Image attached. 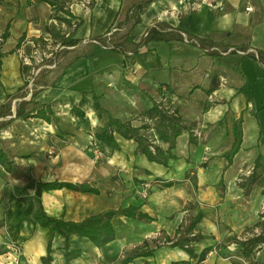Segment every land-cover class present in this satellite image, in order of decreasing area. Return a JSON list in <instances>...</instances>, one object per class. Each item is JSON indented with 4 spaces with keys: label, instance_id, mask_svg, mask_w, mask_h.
Masks as SVG:
<instances>
[{
    "label": "crops",
    "instance_id": "obj_1",
    "mask_svg": "<svg viewBox=\"0 0 264 264\" xmlns=\"http://www.w3.org/2000/svg\"><path fill=\"white\" fill-rule=\"evenodd\" d=\"M141 1L94 0L91 6L90 0H69L71 13L81 20L73 27L61 20L68 18L62 12L58 14L60 19L52 18V7L43 0H0V36L9 31L1 48L0 139L13 162L11 172L0 164V264H45L42 257L47 255L50 241V264H66L63 236L21 221L24 203L17 198L30 176L42 181L87 182L100 189L99 194L67 188L44 191L42 201L50 216L80 221L108 209L135 205L153 217L144 221L115 216L117 237L103 247L88 237L73 235L71 247L81 249L82 255L72 264H114L126 250L146 241L154 250L153 256L129 264L188 261L187 252L170 246L167 238H174L182 222L198 212L203 218L197 230L206 238L195 245V250L197 254L207 247L210 250L204 261L193 259V264H264V246L244 260L234 253L222 255L216 245L260 225L256 215L248 217L251 214L237 209L235 213L227 211L221 200L232 201L231 195L239 188L237 180L243 181V176L264 188V173L255 168L256 163L264 166V62L259 59L260 51L264 59V0H219L216 7L204 4L199 8L193 7L192 0H153L140 7V21L131 31L134 42L123 47V54L104 48L97 38L105 36V44H110L112 37L124 35L128 29L126 19ZM115 23L122 25L108 32ZM157 23L172 39L153 41L136 52L135 44L152 26L158 27ZM50 24L72 31L79 42L66 48V64L51 84L45 85L38 83V74L33 76L39 66L33 54L36 47L47 46L44 40L52 42L46 30ZM180 31L202 40L204 47L217 45L254 52L205 53L181 40ZM27 57L32 59L31 65L24 61ZM24 65L29 67L26 75ZM155 102L176 109L190 128L178 137L174 151L179 158L170 161L169 167L136 154L138 144L133 139L116 133L115 141H111L97 135L109 118L133 120ZM46 104L54 111L51 121L38 117L36 111L27 117L17 115L18 108L27 113ZM74 106L84 111V116L78 115ZM239 118L243 119V141L229 164L226 153L234 141L231 126ZM191 131L194 142H190ZM96 144L110 154L108 162L93 159L91 151ZM178 150L186 153L180 155ZM125 152L128 159L123 158ZM196 153L198 158L194 157ZM206 156L208 164H197ZM248 161L255 164V176L243 173ZM192 165L197 167L196 193L188 186V175L176 179L173 170L176 166L186 171ZM118 166L131 174L145 172L146 186L150 185L149 178L180 182L158 186L150 194L146 190L132 194V187L124 189L121 182L115 181L107 191L106 185L112 183ZM219 184L227 186L225 193L220 192ZM259 198L258 214L264 194ZM214 201L219 203L217 207L206 204ZM12 245L19 248V255ZM225 246L222 249L228 251L230 246Z\"/></svg>",
    "mask_w": 264,
    "mask_h": 264
},
{
    "label": "trees",
    "instance_id": "obj_2",
    "mask_svg": "<svg viewBox=\"0 0 264 264\" xmlns=\"http://www.w3.org/2000/svg\"><path fill=\"white\" fill-rule=\"evenodd\" d=\"M51 5L53 13L52 18L60 19L59 13H64L68 18H61L68 26L76 27L81 23L80 19H76L71 13L68 3L69 0H43ZM153 0H143L136 4L132 13L127 17L126 23H128V29L124 35L118 38H111L110 46L114 50L123 51V47L126 44L134 42V36L131 35V31L134 26L140 21L139 9L144 4L150 3ZM90 5H94V0H90ZM72 19L75 20L72 23ZM122 23H115L112 25L109 31L113 27H120ZM156 26H152L147 35L139 42L136 43V52L139 48L143 46H148L153 41L166 40L170 41L172 36L161 29V23H157ZM47 32L50 34L52 42L55 44H62L66 46H76L78 40L74 39L72 31H65L62 28L57 27L54 24L47 25ZM189 35V34H188ZM9 36V31L6 30L4 34L0 36V67L2 62L3 53L1 48L5 43L7 37ZM192 37L191 35H189ZM182 40V36L180 35ZM104 45L106 43V37L101 36L97 38ZM43 42V39H40ZM200 40V39H199ZM19 41L18 46L21 45ZM39 42V40H38ZM201 46L204 47V42L200 40ZM43 44H48L44 40ZM42 44V45H43ZM44 45V46H45ZM246 48V47H243ZM261 51L259 54L260 61L264 62L261 56ZM263 55V54H262ZM28 66L24 65L22 67L23 73L26 75L28 72ZM28 79H26L25 84H28ZM36 111V115L40 118H44L47 121H51V116L54 113L52 107L49 104L43 107H35L29 112L22 111L21 108L17 109V115L23 114L25 117L29 116L30 112ZM74 111L80 115L84 116V111L74 106ZM139 121V122H137ZM243 119H236L231 128L233 135V145L231 149L226 153V158L229 164L233 163L234 156L240 150L243 141ZM188 125L185 124L184 119L178 114L176 109H170L165 107L162 103L155 102L153 107L138 115L133 120L123 121L119 118L111 117L108 119L103 128H101L97 135L102 138H108L111 141H115V134H119L125 139H133L137 142V147L135 150L136 154H141L145 156L149 161L161 164L165 167H169V163L172 160H177L179 156L175 153V148L177 145V139L182 134L184 130H189ZM190 142H194L196 139L194 133L190 132ZM162 144L166 145V148ZM0 164L9 172L13 170V162L8 157L1 145L0 139ZM255 168H260L264 173V166L260 164L255 165ZM252 175L255 176V173ZM253 176V177H254ZM160 187H169L180 181L175 180H159ZM263 184V183H261ZM67 188L74 191L80 192H92L95 194L100 193V189L92 186L87 182L74 183L69 181H61L58 179L54 180H35L30 176L29 181L23 187L22 192L18 196V202L24 203V208L22 212L21 221H29L32 224L40 225L46 227L54 233L60 234L65 239L64 253L66 258V264H72V261L82 255V250L79 248H72L70 244V238L73 235L88 237L96 246L103 247L114 241L117 237V231L113 223V218L115 216H126L132 217L139 220L151 221V217L148 213L140 210V207L135 205H129L127 207H122L118 209H108L103 212L93 214L87 218L80 221L66 220L64 217H53L46 213L42 201V196L44 191ZM189 209H193L192 206ZM203 218V214L198 212L195 216L182 222L178 227L174 238H167V242L170 243L172 247H178L190 256V260H180L174 261L171 264H193L191 260H197L201 263L205 260L209 248H204L201 253L197 254L195 250V245L201 242L202 239L206 238L205 235L198 232V224ZM261 224V223H260ZM262 225V224H261ZM236 238V242L239 244L240 256L247 259L252 258L257 250H260L264 246V232L260 235H255L253 237L247 238L246 240H240ZM154 254V250L149 246L146 241L142 245L135 246L134 248L128 249L124 252V256L119 259L114 264H129L140 257H151ZM45 264H50L52 261V241H50L48 246V253L46 256L42 257Z\"/></svg>",
    "mask_w": 264,
    "mask_h": 264
},
{
    "label": "rangeland",
    "instance_id": "obj_3",
    "mask_svg": "<svg viewBox=\"0 0 264 264\" xmlns=\"http://www.w3.org/2000/svg\"><path fill=\"white\" fill-rule=\"evenodd\" d=\"M47 46L45 47L46 49L44 48L45 50L43 52H46L47 55L49 54V52H52V54L50 56H46L42 53V56L40 57L39 65H42L43 67L38 72V83L41 82V84H45V85L51 84L53 79L60 73L61 68H62L61 66L66 64V58H65L66 52L69 51L68 49H59L57 44H55L53 42H51ZM107 49L114 50L111 48H107ZM27 51L29 52V55H31L30 54L31 50L30 51L27 50ZM40 51H42V50L40 49ZM114 51H117V52L123 54L122 51H119V50H114ZM102 62H105V61H102ZM38 86H40V84ZM65 109H66V107H65ZM91 153L93 154V159L95 161L108 162V158L110 157V154L108 152L105 153L104 150H102L99 146H97V144L92 146ZM127 153L128 152H125L123 154V158H125V157H127L125 159L129 158V154H127ZM178 153L180 155H184L186 153V150H178ZM197 156H198L197 153L194 154L195 158H198ZM209 161H210V159L207 158V156H206V157L201 159L200 163H197V164H199L201 166L203 163L208 164ZM254 165H255L254 162L253 163H250V161H248V163L246 162L245 166L243 167V173L249 172L248 175H251L254 171V169H253ZM118 167L119 168L116 167V169H115L117 171V175L114 178H112V183L106 185L107 191L109 190V188L112 184L114 185L115 181L121 182L124 189H127V187H129V189H131V187H132V191H133L132 194H135L137 192H142L143 190H146V192L148 194H150L151 191L152 192L156 191L158 186L160 185V182L156 181V178H149L150 180H147V182H149L150 185L146 186L143 184L146 181V180H143V178L145 176H147L145 172H142L141 170H139L137 172V174H135V173L131 174L130 170H129V172H127V170H126V168H124V166H118ZM175 167L173 169V170H175L174 172L176 173L175 178L176 179H183L185 176L188 175V177L190 178L189 182H188L190 185H188V186L191 188L192 193H196L198 190L196 182H194V180L196 178V174H197L196 165H192L190 167L188 166L189 169H187L186 171L183 170V168H181V167L177 168V169ZM135 168L139 169L137 166ZM241 173L242 172L239 171L238 176H240ZM245 178H246V176H243L244 180L241 182L237 180V183L241 185L242 189L240 190L239 189L240 186L237 184V187H239V188H236L237 193H234L233 195H231L232 201L221 200L222 206L226 207L227 211L232 210L233 213H235L236 209H237V211L244 210L245 213L251 214V215H247L248 217H253L254 215H256L257 218L259 219L260 216L258 214L257 209L259 208V202H260L259 197L264 194V188H262L260 185H256L254 183L248 182L247 180H245ZM144 179H146V178H144ZM135 181H138V182L136 183ZM137 186H139V187H137ZM218 188L220 189V192L225 193L227 191L226 185H223V184L220 185L219 184ZM206 204L209 206L217 207L219 203H217V201H214V202H209V203L206 202ZM233 205L237 206V207L234 208ZM186 214H189V212L186 211ZM219 223L220 222H218V224ZM260 223H261V221H260ZM259 226L261 227V224ZM243 236L244 235H241V237H243ZM230 239L231 240H229V242H227V239H224L219 244L218 243L216 244V245H218V247L221 248L220 253L222 255H225V256L230 255L232 253L240 256V251H239L240 246L236 242V238L233 237ZM225 243H228V245L231 247V248L230 247L227 248L228 251L222 249V248L226 247ZM233 243L235 245H232ZM258 251L259 250H257V252ZM241 258L244 260H247V258H245V257H241Z\"/></svg>",
    "mask_w": 264,
    "mask_h": 264
},
{
    "label": "built area",
    "instance_id": "obj_4",
    "mask_svg": "<svg viewBox=\"0 0 264 264\" xmlns=\"http://www.w3.org/2000/svg\"><path fill=\"white\" fill-rule=\"evenodd\" d=\"M192 3H193V7L194 8H199L200 6L204 5V4H209V5H212L214 7H216L218 4H219V0H192ZM250 9V8H248ZM147 35V33H146ZM180 35L182 36L184 42H186L187 44H192V45H196L200 48H202L204 50L205 53H212V52H215V53H219L221 55H227L231 52H237L241 55H245L249 52H254V50L250 49V50H243V49H239V48H235V47H230V48H227V49H222L221 47L217 46V45H214V46H209V47H203L201 46V42L198 38L196 37H190L186 32L184 31H180ZM95 42L98 43L97 40H95ZM48 45V44H47ZM104 48H113L112 46H109V45H104L102 44ZM58 48L59 49H66V48H73L74 46H66V45H62V44H57ZM48 47V46H47ZM40 49L42 51H40ZM46 49V48H45ZM45 49L43 48H39V47H36L35 48V51H34V54H33V57L34 58H38V64L40 62V57L42 56V53L46 56H50L52 54V52H49V54L47 55L46 52H43ZM24 61L27 63V64H32V59L31 58H25ZM43 66L42 65H39L38 66V70L35 69L34 72H33V76L35 74H38L39 70L42 68ZM33 80V79H32ZM259 216H260V221H261V227H256L255 229H253L252 231L246 233L243 237H238L240 240H246L247 238H250V237H253L255 235H260L261 233L264 232V203L261 205L260 209H259ZM11 249L16 252L18 255H19V248L16 247L15 245H12Z\"/></svg>",
    "mask_w": 264,
    "mask_h": 264
}]
</instances>
